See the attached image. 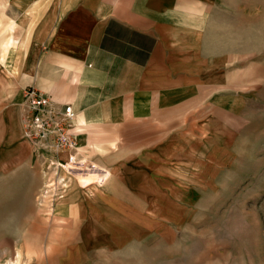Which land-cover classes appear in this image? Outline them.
Listing matches in <instances>:
<instances>
[{
  "label": "crops",
  "instance_id": "crops-1",
  "mask_svg": "<svg viewBox=\"0 0 264 264\" xmlns=\"http://www.w3.org/2000/svg\"><path fill=\"white\" fill-rule=\"evenodd\" d=\"M222 7L218 0H0V183L39 175L21 137L23 92L33 82L72 106L80 158L106 177L89 189L68 180L52 216L70 232L54 244L65 248L58 264H96L163 225L158 216L169 214L174 182L187 181L189 166L173 141L174 120L187 116L195 93L226 78L225 54L208 45ZM23 190L33 225L36 191Z\"/></svg>",
  "mask_w": 264,
  "mask_h": 264
},
{
  "label": "rangeland",
  "instance_id": "rangeland-1",
  "mask_svg": "<svg viewBox=\"0 0 264 264\" xmlns=\"http://www.w3.org/2000/svg\"><path fill=\"white\" fill-rule=\"evenodd\" d=\"M218 1L221 22L208 45L225 54L226 78L219 88L190 94V111L173 124L187 181L174 182L173 210L158 216V231L96 264H264V0ZM37 169L26 182L0 183V264H58L63 255L54 244L70 232L43 202ZM63 172L64 185L73 179L80 189L106 178L93 168ZM52 176L46 170L45 180ZM26 188L36 191L33 225Z\"/></svg>",
  "mask_w": 264,
  "mask_h": 264
},
{
  "label": "built area",
  "instance_id": "built-area-1",
  "mask_svg": "<svg viewBox=\"0 0 264 264\" xmlns=\"http://www.w3.org/2000/svg\"><path fill=\"white\" fill-rule=\"evenodd\" d=\"M20 121L21 137L32 146L33 158L44 178L39 193L52 209L64 195L63 169L78 170L82 175L92 169L86 160L79 158L80 132L75 112L71 105L55 102L33 82L23 92ZM46 170L53 174L51 181L45 180Z\"/></svg>",
  "mask_w": 264,
  "mask_h": 264
},
{
  "label": "bare ground",
  "instance_id": "bare-ground-1",
  "mask_svg": "<svg viewBox=\"0 0 264 264\" xmlns=\"http://www.w3.org/2000/svg\"><path fill=\"white\" fill-rule=\"evenodd\" d=\"M68 182H66V184H67ZM68 188H69V186H67ZM65 197V196H64ZM63 199L61 198V199H59L58 200V202H60V201H62ZM57 222V223H56ZM62 222H63V219H61V218H58V217H56V219H55V224L56 225H60V224H62ZM36 245H38V242L36 243ZM38 254H40L39 252H38ZM17 256H19V254L17 255Z\"/></svg>",
  "mask_w": 264,
  "mask_h": 264
}]
</instances>
